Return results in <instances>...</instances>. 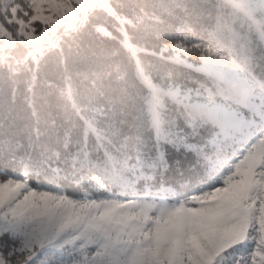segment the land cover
Here are the masks:
<instances>
[{
  "label": "trees",
  "instance_id": "trees-1",
  "mask_svg": "<svg viewBox=\"0 0 264 264\" xmlns=\"http://www.w3.org/2000/svg\"><path fill=\"white\" fill-rule=\"evenodd\" d=\"M255 7L89 0L75 26L34 47L8 10L5 23L17 38L0 46V179L90 198L207 188L228 148L206 107L192 102L193 91H215L220 82L196 62L208 46L263 79L264 6ZM225 21L237 29L233 46L216 29ZM43 29L36 23L37 34ZM0 255V264H66L57 252L34 254L7 230Z\"/></svg>",
  "mask_w": 264,
  "mask_h": 264
},
{
  "label": "rangeland",
  "instance_id": "rangeland-1",
  "mask_svg": "<svg viewBox=\"0 0 264 264\" xmlns=\"http://www.w3.org/2000/svg\"><path fill=\"white\" fill-rule=\"evenodd\" d=\"M88 1L20 0L9 8L0 0V46L17 38L5 23L8 10L34 47L75 26ZM243 1L264 6V0ZM238 12L233 9L234 19ZM216 29L223 43L235 44L232 22ZM203 53L198 66L230 75L212 73L217 89L192 90V102L232 116L230 131L220 133L227 153L207 188L187 194L164 185L90 198L39 189L25 178L0 179V231L19 236L34 254L57 252L66 264H264V78L250 76L218 49L203 47Z\"/></svg>",
  "mask_w": 264,
  "mask_h": 264
},
{
  "label": "snow or ice",
  "instance_id": "snow-or-ice-1",
  "mask_svg": "<svg viewBox=\"0 0 264 264\" xmlns=\"http://www.w3.org/2000/svg\"><path fill=\"white\" fill-rule=\"evenodd\" d=\"M257 41L255 39H253L252 43H256ZM259 42L261 44H264V34H262L260 36V40ZM203 71L209 72V73H213V74H217L223 78H229L228 73L222 71L219 68H215V67H204L202 69ZM208 116H210L211 118L215 119L220 127V133L227 135V133L230 131V128L228 127V121L232 119V116L229 114H219L217 113L215 110L210 109L207 113ZM166 157V153L164 154V156L161 157V159H164Z\"/></svg>",
  "mask_w": 264,
  "mask_h": 264
}]
</instances>
